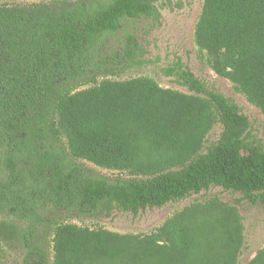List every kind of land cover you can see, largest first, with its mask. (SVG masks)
Listing matches in <instances>:
<instances>
[{
    "label": "trees",
    "instance_id": "trees-1",
    "mask_svg": "<svg viewBox=\"0 0 264 264\" xmlns=\"http://www.w3.org/2000/svg\"><path fill=\"white\" fill-rule=\"evenodd\" d=\"M169 1L0 6V214L14 220L0 221V241L20 253L18 264H48L50 242L54 264H201L192 249L218 244L210 232L183 228L180 245L164 250L52 215H138L213 187L264 200V148L248 140V117L180 59L165 75L205 96L214 111L149 77L97 82L109 67L108 40L129 23L158 21V4ZM195 35L216 72L237 79L264 111V0H204ZM121 49L120 59L111 57L113 75L141 63L144 54L131 33ZM63 82L95 85L71 93L60 89ZM217 122L220 137L203 152ZM60 134L69 154L55 142ZM74 159L130 177L92 175ZM228 242L216 247L218 264H235ZM254 264H264V255Z\"/></svg>",
    "mask_w": 264,
    "mask_h": 264
},
{
    "label": "rangeland",
    "instance_id": "rangeland-1",
    "mask_svg": "<svg viewBox=\"0 0 264 264\" xmlns=\"http://www.w3.org/2000/svg\"><path fill=\"white\" fill-rule=\"evenodd\" d=\"M81 0H0V6L35 8L45 5L50 7L66 6ZM160 19L142 20L129 23L124 31L110 38L105 47V58L109 67L97 78L103 80H129L137 77H149L157 82L162 90L191 97L206 103L214 111L210 101L202 95H196L187 87L180 85L174 76H167L164 70L180 59L196 77L205 81L209 88L232 99L248 117L250 129L248 140L264 148V111L252 103L242 93L237 79L221 77L215 65L197 43L196 26L202 17L204 0H170L158 4ZM128 33L133 34L137 43L143 47L141 63L133 68L116 70L112 74L111 57H122V45ZM95 84L62 83L60 89L76 93ZM222 132V125L216 123L207 134L203 152L215 144ZM69 154L65 135L55 139ZM90 174L106 177L110 180L128 178L125 171L110 170L99 167L83 159H74ZM14 221L0 214V221ZM53 221L77 225L92 230L103 229L122 236H132L135 240L148 246H162L164 250L180 245L182 229L195 230L208 236L210 232L222 247L228 245L234 252L235 264H254L264 255V200L253 203L240 193L224 191L213 187L200 194H194L185 200L169 203L161 208L147 209L138 215L114 210L109 216L104 214L77 216L64 212H55ZM49 234V241H52ZM219 240L216 241V238ZM218 244H203L192 250L193 258L201 264H218ZM48 264H54L53 244L48 248ZM215 257H214V255ZM20 253L0 241V264H18Z\"/></svg>",
    "mask_w": 264,
    "mask_h": 264
}]
</instances>
